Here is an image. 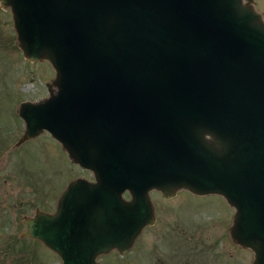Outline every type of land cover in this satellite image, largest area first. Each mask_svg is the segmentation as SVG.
<instances>
[{
  "label": "water",
  "instance_id": "95a60500",
  "mask_svg": "<svg viewBox=\"0 0 264 264\" xmlns=\"http://www.w3.org/2000/svg\"><path fill=\"white\" fill-rule=\"evenodd\" d=\"M49 94L21 100L17 143L48 131L93 178L24 216L61 264H100L156 221L151 190L218 193L264 264V18L255 0H0ZM128 193V196L125 195Z\"/></svg>",
  "mask_w": 264,
  "mask_h": 264
},
{
  "label": "rangeland",
  "instance_id": "374dc122",
  "mask_svg": "<svg viewBox=\"0 0 264 264\" xmlns=\"http://www.w3.org/2000/svg\"><path fill=\"white\" fill-rule=\"evenodd\" d=\"M255 7L264 18V0H255ZM53 76L47 59L24 56L11 10L0 4V264H61L40 239L21 233L23 218L36 208L53 211L70 179L91 177L46 130L17 143L24 131L20 101L47 96L46 83ZM151 198L156 221L127 251L99 255L100 264H175L179 259L182 264H251L253 251L228 233L234 208L221 194L181 188L166 198L153 189Z\"/></svg>",
  "mask_w": 264,
  "mask_h": 264
},
{
  "label": "flooded vegetation",
  "instance_id": "af4514ba",
  "mask_svg": "<svg viewBox=\"0 0 264 264\" xmlns=\"http://www.w3.org/2000/svg\"><path fill=\"white\" fill-rule=\"evenodd\" d=\"M90 171V170H89ZM91 172V171H90ZM93 178V176H92V173H91V177L89 178V179H92ZM167 198V197H166ZM169 198V197H168ZM228 233H229V235H230V231H229V228H228ZM230 237H231V235H230ZM231 239H232V241L233 242H235V240H233V238L231 237ZM236 243V242H235ZM236 244H238V243H236ZM238 245H240V244H238ZM241 246V245H240ZM241 247H243V246H241ZM243 248H246V247H243ZM191 255H193L192 253H190ZM174 255V254H173ZM188 256V255H187ZM179 259V258H178ZM179 261H180V263L178 262V263H175V264H182V263H184V261L182 260V259H179ZM188 262H189V256H188V260H187ZM169 264H172V263H169Z\"/></svg>",
  "mask_w": 264,
  "mask_h": 264
}]
</instances>
